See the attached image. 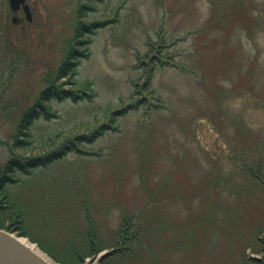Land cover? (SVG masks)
Here are the masks:
<instances>
[{
    "label": "rangeland",
    "instance_id": "1",
    "mask_svg": "<svg viewBox=\"0 0 264 264\" xmlns=\"http://www.w3.org/2000/svg\"><path fill=\"white\" fill-rule=\"evenodd\" d=\"M26 4L30 23L0 0V172L51 159L7 175L0 229L50 264H264V0ZM78 21L98 25L77 42ZM69 48L74 75L55 86L81 97L50 99ZM37 103L51 117L9 151ZM127 214L146 245L113 258Z\"/></svg>",
    "mask_w": 264,
    "mask_h": 264
},
{
    "label": "trees",
    "instance_id": "2",
    "mask_svg": "<svg viewBox=\"0 0 264 264\" xmlns=\"http://www.w3.org/2000/svg\"><path fill=\"white\" fill-rule=\"evenodd\" d=\"M82 9L78 10L77 13V19H81L83 17L82 14ZM97 23H91L89 25H83L80 21H78L77 25H76V29H75V33H74V38L77 40V42L79 41V39H82V36L85 35V33H87L86 31H89L88 34H90L93 30L92 28H96L97 27ZM83 45H88L90 43V40H83V42H81ZM75 52V51H74ZM74 52H72V48H69L66 51V58L65 60L61 63V65L59 66L58 70H57V74L55 76V80L50 84L51 89H52V93L49 95V97H51L50 99H65V98H72L73 100H76L77 97H81V96H73V93L71 91H64L61 89V86L56 87L55 82L61 80V79H66L67 77L70 79V77H72L74 75V70L75 67L77 65V62H73L71 60L76 59V55ZM143 65V64H142ZM89 84H79V90L84 91L85 87H87ZM84 95L83 97H90L86 92H83ZM41 98H44L45 100L48 99V96L43 94L40 95ZM44 100V101H45ZM42 110V112H38L39 109ZM41 113L42 116H45L46 118L51 117L50 112L48 111L47 106L37 103L35 106H33L31 109L27 110L26 112H24L22 114V117L20 118V122L17 126V133L14 135L13 140H12V144L11 146L8 145V149L9 151H11V149L13 147L15 148H23V145H30V143L32 142L30 140V135L28 133V128L30 127V124L32 122V120L36 119V116ZM24 138V139H23ZM59 138V136H56L54 138H48V142H46V144H44L45 147L50 146V145H54V139ZM80 140L81 138L78 137L76 141ZM66 148L69 149V151H71V148H68L66 145H64V143H61L59 146V149L56 150L55 152H53V157L55 158H59L61 155H63L64 152H66ZM32 151L34 150V148L31 149ZM47 155V154H46ZM50 157H45V156H33L31 157L28 161L25 160V163H23L20 159L16 158V159H11L9 160L4 167L2 168V171L0 172V188L2 187V185L8 180H10L9 178H7V175L15 168L21 170V169H27L28 167H35V166H42L43 164L47 163L48 161H50ZM17 164V165H16ZM258 176H254V178H257ZM264 184V182H262ZM15 217L19 218L18 214H15ZM131 217H133V214L129 215L127 214L124 218V224L123 226L120 228V231L117 234V240L115 242L116 246H115V250H114V254H112L113 258L117 257V258H124L126 256L132 257L134 255V253H137V248L135 245L140 239V243L146 245L145 242H143V238L146 239L145 235L147 233L146 228L142 229L141 226V222L138 220L139 217L137 218L136 222L131 221ZM17 218H15V220H17ZM16 223H18V221H15ZM14 222H11V224ZM138 224V225H137ZM91 244H93V241L91 239ZM102 248L101 247H96V248H92L90 249V252L92 254H95L97 252H99ZM140 249V248H138ZM143 249H141L140 251H142ZM148 250V249H146ZM75 256L77 257H82L84 254L79 253L78 251L74 253ZM81 260V258H79ZM56 261L60 264H66L63 261H59L56 258ZM101 264H110V262L107 259H104V261Z\"/></svg>",
    "mask_w": 264,
    "mask_h": 264
},
{
    "label": "water",
    "instance_id": "3",
    "mask_svg": "<svg viewBox=\"0 0 264 264\" xmlns=\"http://www.w3.org/2000/svg\"><path fill=\"white\" fill-rule=\"evenodd\" d=\"M10 9L15 11L22 6L26 18L30 21V14L25 0H9ZM110 253H108L109 255ZM0 264H50L35 252L28 249L17 240L13 233L0 229Z\"/></svg>",
    "mask_w": 264,
    "mask_h": 264
},
{
    "label": "bare ground",
    "instance_id": "4",
    "mask_svg": "<svg viewBox=\"0 0 264 264\" xmlns=\"http://www.w3.org/2000/svg\"><path fill=\"white\" fill-rule=\"evenodd\" d=\"M14 236L16 237L17 235L14 234ZM17 240L19 242H21L24 246H26L28 249L32 250L33 252H35L36 254H38V256L42 257L44 260L48 261L47 259L44 258V256L37 250L36 246L34 244H32L29 240L24 239L22 237H18L17 236ZM98 259V258H97ZM96 259V260H97Z\"/></svg>",
    "mask_w": 264,
    "mask_h": 264
},
{
    "label": "flooded vegetation",
    "instance_id": "5",
    "mask_svg": "<svg viewBox=\"0 0 264 264\" xmlns=\"http://www.w3.org/2000/svg\"><path fill=\"white\" fill-rule=\"evenodd\" d=\"M19 12H22L23 15H24V19H26V13L22 10V8H17V9L14 11V14L17 15ZM28 12L30 13L29 8H28ZM30 16H31V14H30ZM13 19L18 20V24H20V23L23 22V19H22V18H18L17 16L13 17ZM30 22H31V18H30L29 23H30Z\"/></svg>",
    "mask_w": 264,
    "mask_h": 264
}]
</instances>
